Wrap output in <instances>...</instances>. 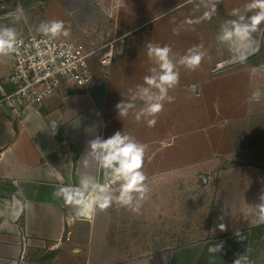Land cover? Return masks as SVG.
Masks as SVG:
<instances>
[{"label":"crops","instance_id":"crops-1","mask_svg":"<svg viewBox=\"0 0 264 264\" xmlns=\"http://www.w3.org/2000/svg\"><path fill=\"white\" fill-rule=\"evenodd\" d=\"M123 1L118 22L108 25L107 33L99 37L125 41L115 42L119 50L109 68L94 66L97 83L89 92L66 85L41 105L28 109L7 105L2 99L10 87L6 78L11 57H0V264H233L238 254L247 257V264H254L255 236L264 235V224L254 218L255 205L264 192V86H246L238 102L227 106L207 98L206 87L215 86L231 72L209 77L210 59L220 56L208 50L209 31L201 28L203 24L194 25L193 19L189 23L191 18L182 20L181 14L176 15L185 5L194 9L196 0H170L168 7L167 0ZM223 1V6L230 5L229 0ZM232 1L236 6L245 0ZM140 2L147 7L139 8ZM67 6L70 13L81 9ZM133 11H141L136 13L139 20H126ZM173 14L174 19L165 21L157 33L153 31L156 19ZM176 18L183 43L189 49L202 46L203 70L193 76L189 75L193 70L177 65L180 82L169 91L174 100L164 103L155 126L149 127L146 117L135 119L140 108L146 107L136 86L143 84L150 68L154 75L160 70L142 51H148L149 43L165 45L164 31L171 37L173 52L186 53L178 50L181 46L172 38L178 35L171 27ZM75 19L67 38L89 45L87 39L81 40L82 25ZM137 26L148 29L130 35ZM258 31L249 47L248 57L254 61L264 55H258ZM159 33L158 43L155 35ZM238 50L235 46L237 55L231 58L240 57ZM126 72L136 76L133 83L124 82ZM251 83L255 84L253 79ZM121 101L134 105L127 116L119 115L116 105ZM181 105L185 109H179ZM117 130L146 145L143 171L150 192L139 212L112 204L98 208L90 220L78 219L75 207L70 209L55 193L82 180L100 186L111 179V170L102 167L99 153L91 150L89 142ZM230 161L233 172L214 184L219 192L212 200L209 195L179 192V183L191 189L197 180L208 189L217 180L212 172L223 171ZM195 203L199 226L194 225ZM177 220L184 221L183 234L192 236L172 245L163 234L171 233ZM219 243L222 252L210 253L209 247Z\"/></svg>","mask_w":264,"mask_h":264},{"label":"clouds","instance_id":"clouds-1","mask_svg":"<svg viewBox=\"0 0 264 264\" xmlns=\"http://www.w3.org/2000/svg\"><path fill=\"white\" fill-rule=\"evenodd\" d=\"M220 2L221 0H211L210 4L205 6L207 11L202 18L210 19ZM243 7L245 9L243 15L240 14L239 7L232 10L231 16L234 19L223 21L217 37L222 42L236 44L240 62L246 60L247 49L252 43L253 34L264 24V0H249ZM22 20L26 22L27 17L18 10L12 14V25H0V57L10 58L14 53H18L21 34L15 25ZM37 31L50 39L67 38L71 35L70 26H66V22L59 19L42 21ZM173 32L177 33V30L173 29ZM201 47V45H195L186 53L179 55L177 60H173L172 57L176 53L170 45L160 46L151 43L147 45V55L155 61L160 71L158 75H154L152 73L155 70L150 68V75L144 76L143 84L136 86L141 92L140 99L146 104V107L140 108L135 115L137 121L146 117L147 125L155 126L156 116L163 110L164 103H171L174 100V97L169 95V91L177 87L180 82V71L177 65L188 70L198 68L205 58L204 53L199 51ZM116 107L120 109V116H127L128 109L134 105H125L121 101ZM89 144L93 152L99 153L102 167L111 170V179L100 186L96 183L90 184L88 180H82L80 185L59 188L55 195L62 198L70 209L75 207L74 215L81 220H90L98 208L104 210L112 204L139 212L150 192L147 184L148 177L143 171L146 145L120 130L107 138L98 136ZM114 184L117 185L115 189ZM259 201L255 205L254 218L258 224H264V192L259 195ZM224 227L223 224L220 225L221 229ZM222 248L223 244L219 243L210 246L209 252L221 253ZM233 264H247V257L238 254Z\"/></svg>","mask_w":264,"mask_h":264},{"label":"rangeland","instance_id":"rangeland-1","mask_svg":"<svg viewBox=\"0 0 264 264\" xmlns=\"http://www.w3.org/2000/svg\"><path fill=\"white\" fill-rule=\"evenodd\" d=\"M64 1V2H63ZM0 0V25H12V14L14 12L22 11L25 16L27 17L26 22L25 21H20L15 25L17 31L20 34H23L24 32L28 31L30 27L37 26L39 25L43 20L48 21L52 19H59L63 20L66 22V26H70L71 31L74 28V25L76 23L75 17H77L78 21L80 22L81 28H82V39H87L86 42H89V45H94V46H100L103 44H106L109 42L108 40H105L104 38L100 39V35H105L107 32L108 25L114 24L118 22V14L123 13L122 11V5H123V0ZM130 0H128L129 2ZM182 2H186V0H178ZM230 1V5L228 6H223L221 3L225 2L221 0V2L217 6V10L215 13L211 15L210 19H203V15L205 12V8H203V3L204 7L205 4H210L211 0H196L195 2L198 3L195 6L194 9L190 6H186L185 8L181 9V11H178L176 15L178 16L179 14L182 15L181 19L182 20H190L192 19L195 21L194 25H202L204 27V30H208L210 33L211 37V43L210 46H208V50L214 54L219 53L218 58H211L210 59V65L211 66V71L209 73V77H215L217 74H224V73H230L231 74H226L221 76L224 77L220 80H217L214 84L215 86H207L206 87V92L204 96L207 98H213L221 102L222 106H227L231 105L233 103L236 104V101L240 99V95L243 94L244 90L246 89V86H264V55L262 57H259L256 61H254L256 58L251 59V57H248L250 52H249V47L251 48V44L248 47V53H247V58L243 62H240L238 57L237 59L231 58L233 55H237L235 53V46L236 44L233 43H228V42H222L218 40V35H219V30H220V25L223 23V21L228 20V19H234L233 16H231V12L234 8L239 7L240 8V14L243 15L245 13V9L243 7L244 4L248 2V0H245L242 2L240 5L239 3L236 4V6H233L232 0ZM228 1V2H229ZM163 3V2H162ZM171 3L170 0H167V7ZM67 5H72L75 7H81V9H78V11H74L70 13L66 7ZM164 5V4H163ZM157 6H159V3H157ZM156 6V7H157ZM233 6V7H232ZM84 7V8H83ZM139 8L142 10L147 7L146 4L140 2L139 3ZM158 8V7H157ZM121 9V10H120ZM203 10V11H202ZM141 12V11H140ZM140 12H129L128 18L129 20L131 19H136L139 20L137 17L138 13L140 15ZM77 13V14H76ZM162 13H166V10H162ZM249 15L251 13H248ZM164 16V15H163ZM162 16V17H163ZM158 18L155 21V25L153 26V31L155 33L158 32L160 26L165 22L169 21L171 19L175 18V14L173 15H168L165 18ZM178 18V17H177ZM175 19L174 21H177L173 27L174 29L178 30V35L174 34V37H172L177 43V45H180L181 48L178 50L182 51H187L189 49V45L186 43H183V35L182 34V27L178 22V19ZM199 20V21H198ZM198 21V22H197ZM209 24V25H208ZM121 26V25H120ZM199 27V28H200ZM147 27L143 26H137L134 30L130 31V35H135L143 30H147ZM120 30V28H119ZM169 32V31H167ZM172 32V31H171ZM170 32V34H171ZM259 34L256 36L258 40V52L259 56H261L264 53V25H261L259 28ZM163 33V38L164 42L169 45L173 44L170 35L168 36L167 33L162 31ZM173 33V32H172ZM157 37V42L159 43V40L161 37V33L155 35ZM99 37V38H98ZM65 38V37H64ZM70 39V38H66ZM167 39L168 41H166ZM124 40V39H123ZM125 41V40H124ZM122 41V42H124ZM181 42V43H180ZM118 48H115V57L117 56L118 53ZM239 51V50H238ZM142 52H148V51H142ZM142 52L140 59H142ZM176 52V51H175ZM174 52V53H175ZM179 52H176V55L173 57H178ZM263 52V53H262ZM256 54V55H257ZM145 55V54H143ZM117 58V57H116ZM115 60V58H114ZM147 61V60H146ZM149 61V60H148ZM114 62V61H113ZM219 64L221 65L219 67ZM202 66H199L195 70L192 71L191 74L189 75H198V71L202 69ZM235 69L241 70V73H233ZM203 70V69H202ZM157 73L156 75H158ZM123 78L125 79V83L131 82L135 79V73L131 77L129 73H123L122 74ZM220 77V78H221ZM254 80L255 84L253 85L251 83V80ZM248 91V88H247ZM182 95V93H179ZM193 94H191L192 96ZM205 97V98H206ZM198 100V98H195ZM203 99V98H202ZM220 104V105H221ZM246 107V106H245ZM179 109H185V105H181ZM247 112V111H245ZM247 115V113H245ZM181 155H185L186 153L180 152ZM229 166L226 168L222 169L223 171H215L212 172V177L217 178V180L212 183L210 186H208V189L206 186H203L201 184L200 180H197L195 185L191 188L193 191L191 192V189L189 186L179 183V192L181 194L185 193V195H194V196H205L209 195V198L211 200L214 198L215 195H217V185H214L215 183H219L218 180H225L228 174L233 172V161L227 162ZM226 163V165H227ZM232 164V166H230ZM225 165V166H226ZM226 170V171H224ZM222 172V173H221ZM216 176V177H215ZM208 204V202H207ZM212 205V204H210ZM195 207V213H194V225L199 226L200 224L196 221L197 217V206L196 203L193 205ZM183 211V210H182ZM187 213V212H186ZM180 214V213H179ZM184 231V221L177 220L176 221V227H173L170 231L166 232L163 234V239H167V241L170 242L172 245H179L180 243H183L186 241V238L189 239L191 236H186L183 234ZM186 237V238H185ZM195 238L197 237V234L194 236ZM255 240L253 243L254 246V264H259L260 261L264 260V235L258 234L255 236ZM166 240V239H165Z\"/></svg>","mask_w":264,"mask_h":264},{"label":"built area","instance_id":"built-area-1","mask_svg":"<svg viewBox=\"0 0 264 264\" xmlns=\"http://www.w3.org/2000/svg\"><path fill=\"white\" fill-rule=\"evenodd\" d=\"M39 25L21 34L18 53L11 56L6 78L10 87L2 99L7 105L23 109L41 105L66 85L89 92L97 83L94 66L109 68L115 58V42L124 41L121 37L89 46L75 39H50L37 31Z\"/></svg>","mask_w":264,"mask_h":264}]
</instances>
